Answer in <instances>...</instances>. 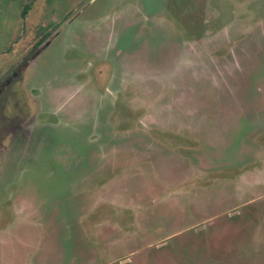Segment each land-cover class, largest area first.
<instances>
[{
	"label": "rangeland",
	"instance_id": "1",
	"mask_svg": "<svg viewBox=\"0 0 264 264\" xmlns=\"http://www.w3.org/2000/svg\"><path fill=\"white\" fill-rule=\"evenodd\" d=\"M26 63L0 264H264V0H0Z\"/></svg>",
	"mask_w": 264,
	"mask_h": 264
},
{
	"label": "crops",
	"instance_id": "2",
	"mask_svg": "<svg viewBox=\"0 0 264 264\" xmlns=\"http://www.w3.org/2000/svg\"><path fill=\"white\" fill-rule=\"evenodd\" d=\"M47 46H49V45H47ZM43 50V49H42ZM41 50V51H42ZM40 51V52H41ZM38 54H40V53H38ZM37 53L36 54H34L35 56H37L38 55ZM35 56H33V57H35ZM29 59H31V56L27 59L28 61H29ZM27 66V63L25 64V66L23 67V69H22V71H18V72H16L15 74H14V76L11 78V81H10V83L8 84V85H5L4 87H3V89H1L2 91H0V112H4L3 110H4V105H6L5 104V101H2L3 100V98L4 97H8L10 94H11V92H12V90H13V88L16 86V85H18V83H19V81L21 80L20 78L23 76V70H24V68ZM60 79V78H59ZM58 84H60L59 82H58ZM49 85H51V87H49ZM44 89H46L45 90V96H46V98L45 99H47V97H49V99H53V98H55L54 96H51V93H52V91L54 92V88H53V86H52V84H48ZM61 91H62V89L61 90H59V92L61 93ZM25 92H26V90H25ZM64 92V91H63ZM59 93V94H60ZM27 94L29 95V101H31V89L28 91L27 90ZM1 115H3V113H1ZM1 118V117H0Z\"/></svg>",
	"mask_w": 264,
	"mask_h": 264
},
{
	"label": "trees",
	"instance_id": "3",
	"mask_svg": "<svg viewBox=\"0 0 264 264\" xmlns=\"http://www.w3.org/2000/svg\"><path fill=\"white\" fill-rule=\"evenodd\" d=\"M34 1H38V0H34ZM30 7H32V6L27 5V6L25 7L23 17H26V16H27V13H28V11L30 10Z\"/></svg>",
	"mask_w": 264,
	"mask_h": 264
},
{
	"label": "flooded vegetation",
	"instance_id": "4",
	"mask_svg": "<svg viewBox=\"0 0 264 264\" xmlns=\"http://www.w3.org/2000/svg\"><path fill=\"white\" fill-rule=\"evenodd\" d=\"M10 81H11V79H9V80L6 82V85H8V84L10 83ZM0 91H2V90H0Z\"/></svg>",
	"mask_w": 264,
	"mask_h": 264
}]
</instances>
